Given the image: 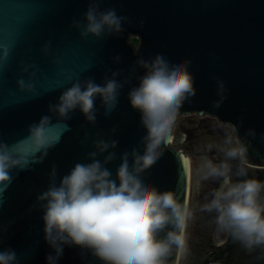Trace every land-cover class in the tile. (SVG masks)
Wrapping results in <instances>:
<instances>
[{"label":"water","instance_id":"95a60500","mask_svg":"<svg viewBox=\"0 0 264 264\" xmlns=\"http://www.w3.org/2000/svg\"><path fill=\"white\" fill-rule=\"evenodd\" d=\"M88 5L89 0H0V142L15 145L21 153L31 152L32 144L27 141L30 125L46 115L57 124L49 105L57 103L64 90L56 85L58 80L71 75L103 83L105 75L111 77V69L120 71L118 79L123 81L131 76L137 59L162 54L171 64L184 59L192 62L197 93L183 105L178 117L194 114L214 118L219 125H237L239 135L250 141L246 166L264 169V0H103L102 10L115 8L131 23L123 25L125 31L119 36H89L85 40L71 24L73 19H83ZM132 37L138 40L137 46L131 43ZM48 42L50 55L41 51ZM116 56L121 57L119 63L113 59ZM31 64L39 69L33 78L37 95L21 92L17 84L20 78L29 79L33 70L24 72L23 67ZM139 75L143 69L137 68L109 117L103 115L99 99L95 125L88 124L77 110L66 122L69 130L63 132L43 163H30L11 172L12 182L3 191L0 204V248L14 249L19 264H47L46 256L52 251L44 239L36 197L47 189L53 166L59 179L77 162H90L87 153L95 150L92 141L97 133L102 139L119 141L114 150L117 159L107 165L113 178L120 154L134 147L142 150L140 140L145 130L140 114L128 100ZM219 80L225 82L227 99L214 108L213 102L220 98ZM248 129L255 131L254 139L246 137ZM60 131L53 127L48 135L54 137ZM85 132L89 139L82 144ZM171 144L143 174L145 182L160 191H178L182 200L188 201V156ZM98 158L103 161L104 156ZM220 237L227 240L226 234ZM178 256L174 249L167 264H177ZM58 264L102 262L91 255L82 257L81 249L66 246Z\"/></svg>","mask_w":264,"mask_h":264},{"label":"clouds","instance_id":"9594fccd","mask_svg":"<svg viewBox=\"0 0 264 264\" xmlns=\"http://www.w3.org/2000/svg\"><path fill=\"white\" fill-rule=\"evenodd\" d=\"M102 2L89 0L83 19H73L71 27L79 31L82 39L119 36L125 31L123 25L131 23L128 17L118 15L115 8L102 10ZM41 51L50 55L51 42L45 43ZM4 55H8L7 49ZM113 59L116 63L121 61L120 56ZM55 62L59 64L60 60ZM191 63L184 59L171 64L165 56L157 54L148 60L137 59L131 76L123 81L118 79L121 72L111 69L108 70L111 77L105 75L103 83L91 77L81 80L68 75L56 82L64 90L58 102L49 105L57 124L53 125L52 117L46 115L29 127L27 141L32 144L31 152L21 153L15 145L0 142L2 204L3 191L12 182L13 170H23L30 163H43L63 132L69 130L66 122L77 110L88 124L95 125L99 99L103 115L109 117L118 107L121 90L131 83L137 68L143 69V75L136 77L138 84L128 92L130 106L140 114V125L145 130L140 140L142 150L134 147L120 154L113 178L107 165L117 159L114 150L119 141L102 139L97 133L92 141L95 150L87 153L90 162H77L59 179L53 166L48 173L47 189L36 197L42 212L44 239L52 249L46 256L47 264H58L66 246L79 248L82 257L91 255L102 264H167L174 249L187 251L186 229L194 216L189 202L182 200L178 191H160L146 183L143 174L164 155L181 108L196 96ZM29 69L33 70L29 79L20 78L17 84L21 92L37 95L33 78L39 69L35 64L23 67L24 72ZM65 84L71 86L64 87ZM217 88L220 98L213 102L214 108L221 107L227 99L223 80L218 81ZM53 127L61 129L54 137L48 135ZM115 131L113 128L112 133ZM246 137L254 139L255 131L248 129ZM88 139L85 132L81 143ZM249 148L250 141L239 135L237 125L230 124L220 148L223 160L219 163L205 160L198 172L204 181H219V187L201 206V211L215 213L213 223L218 233L231 236L246 250L253 251L264 247V182L253 178L233 181L230 163L236 162L237 177H246ZM100 156H104L103 161ZM0 264H19L16 251L0 248Z\"/></svg>","mask_w":264,"mask_h":264},{"label":"rangeland","instance_id":"374dc122","mask_svg":"<svg viewBox=\"0 0 264 264\" xmlns=\"http://www.w3.org/2000/svg\"><path fill=\"white\" fill-rule=\"evenodd\" d=\"M226 131L228 126L219 125L216 119L207 116L199 118L194 114L178 117L175 124L171 145L182 149L188 156V202L194 213L186 229L187 251H179L177 264H201L206 253L212 250L210 243L222 249L228 241L221 240L222 233L216 231L214 219L204 221L208 213L201 211V206L211 199V193L219 187V181H204L198 172L205 160L215 163L223 160L220 148ZM251 252L236 242L229 264L247 263Z\"/></svg>","mask_w":264,"mask_h":264},{"label":"trees","instance_id":"16d2710c","mask_svg":"<svg viewBox=\"0 0 264 264\" xmlns=\"http://www.w3.org/2000/svg\"><path fill=\"white\" fill-rule=\"evenodd\" d=\"M137 40H134V43H136ZM233 165V176L232 180L235 181L237 179H247V178H253L257 179L261 182H264V169H256L246 166L247 169V176L246 177H237L235 175V164L236 162L231 163ZM262 199H264V193H262ZM215 213H208L206 217L204 218V221H211L214 219ZM237 241H235L231 236H229L228 241L226 242V245L224 248L215 247L212 243L211 249L209 250L206 255L204 256V259L202 260L201 264H229L230 262V255L232 254V248L235 245ZM245 264H264V247L256 248L253 250L247 260V263Z\"/></svg>","mask_w":264,"mask_h":264},{"label":"flooded vegetation","instance_id":"af4514ba","mask_svg":"<svg viewBox=\"0 0 264 264\" xmlns=\"http://www.w3.org/2000/svg\"><path fill=\"white\" fill-rule=\"evenodd\" d=\"M135 39H136V38H133V37H132L130 41H131V43H133V44H135V45L137 46V45H138V40L136 39L137 42L134 43V40H135ZM222 236H223V234H222ZM228 239H229V236L227 235V240H228Z\"/></svg>","mask_w":264,"mask_h":264},{"label":"snow or ice","instance_id":"6c2138e0","mask_svg":"<svg viewBox=\"0 0 264 264\" xmlns=\"http://www.w3.org/2000/svg\"><path fill=\"white\" fill-rule=\"evenodd\" d=\"M185 163H187V162L185 161Z\"/></svg>","mask_w":264,"mask_h":264}]
</instances>
